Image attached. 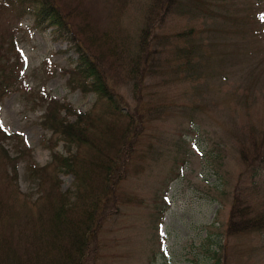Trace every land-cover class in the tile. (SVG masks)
I'll return each instance as SVG.
<instances>
[{
    "label": "rangeland",
    "instance_id": "rangeland-1",
    "mask_svg": "<svg viewBox=\"0 0 264 264\" xmlns=\"http://www.w3.org/2000/svg\"><path fill=\"white\" fill-rule=\"evenodd\" d=\"M77 2L99 29L134 40L150 0H56L68 11ZM158 33L160 51L141 102L156 110L126 149L114 132L100 139L109 159H126L116 201L106 210L112 214L100 222L87 264H264V229H256L264 224V164L249 151L264 140V0H184ZM10 35L17 50L0 51V77L8 73L12 83L0 102V123L10 137L0 144L12 158L23 153L16 177L0 161V183L13 176L16 208L24 211L41 195L26 161L47 167L55 152L66 155L64 143L41 125L43 99L58 103L69 122L73 111L93 117L92 124L110 121V112L90 80L75 74L81 59L66 38L19 0H0L4 49ZM119 74L114 86L135 106L133 82ZM109 159L93 151L89 168L98 172L101 164L111 166ZM59 180L62 191L74 182L71 175ZM239 197L251 218L260 215L229 233Z\"/></svg>",
    "mask_w": 264,
    "mask_h": 264
},
{
    "label": "trees",
    "instance_id": "trees-1",
    "mask_svg": "<svg viewBox=\"0 0 264 264\" xmlns=\"http://www.w3.org/2000/svg\"><path fill=\"white\" fill-rule=\"evenodd\" d=\"M19 1L21 5L34 9L41 20L55 27L58 36L65 37L75 48L81 59L75 74L83 82L90 80L87 83L92 91L106 103L110 121L105 119L92 124L95 121L93 117L87 120V114L73 111L75 121L69 122L66 118L70 116L60 115L58 103L50 98L43 99L46 107L41 125L64 143L66 155L55 152L47 167H39L32 158L26 161L28 175L37 182L41 191L33 208L24 211L16 208L15 195L11 191L13 176L8 177V183H0V264H87L95 249L100 222L107 213L108 216L112 214L108 211L116 201V187L121 181L126 159H109L100 139L105 140L114 132V140L126 149L130 135L139 133L143 121L156 110L148 101L147 107L141 105L142 90L155 69L153 62L160 51L157 48L160 40L158 31L163 20L178 12L184 0H150L134 40L120 30L99 29L78 2L68 11L57 5L56 0ZM2 45L0 41V51L14 50L12 35L10 40H6V49ZM183 59L190 67L192 57L184 53ZM4 70L1 68L0 72ZM121 71L125 72L123 79L133 82L135 106H127L114 86ZM11 86L8 73L0 77V101ZM62 109L66 110L64 105H61ZM121 121L127 125L125 132L119 130ZM261 134H264V129ZM7 137L10 136L0 125V140L6 141ZM241 149L242 159L247 162V149ZM93 151L97 157L111 160V166L101 164L98 172L90 169ZM249 151H253L254 158L264 164V140L260 144L254 142V150ZM21 152L17 150V158H12L0 144V161L12 166L15 177ZM49 168L52 174L48 172ZM60 174L73 176L71 188L61 190ZM251 213L246 201L239 197L230 210L228 232L240 231L242 224L260 215L251 218ZM256 229H264V224Z\"/></svg>",
    "mask_w": 264,
    "mask_h": 264
}]
</instances>
